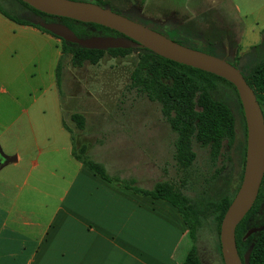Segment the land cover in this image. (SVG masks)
Returning a JSON list of instances; mask_svg holds the SVG:
<instances>
[{"label":"crops","instance_id":"0c3cea01","mask_svg":"<svg viewBox=\"0 0 264 264\" xmlns=\"http://www.w3.org/2000/svg\"><path fill=\"white\" fill-rule=\"evenodd\" d=\"M59 55V37L0 12V150L13 156L0 163V264H180L189 249L180 243L190 235L176 207L108 181L71 155L72 143L83 141L107 173L150 188L160 180L155 145L143 146L139 128L89 141L85 122L71 139L61 113L49 132L32 120L57 88ZM114 148L120 157L107 155Z\"/></svg>","mask_w":264,"mask_h":264},{"label":"rangeland","instance_id":"374dc122","mask_svg":"<svg viewBox=\"0 0 264 264\" xmlns=\"http://www.w3.org/2000/svg\"><path fill=\"white\" fill-rule=\"evenodd\" d=\"M4 7L18 4V0H1ZM114 11L139 21L152 29L177 38L182 44L200 48L201 41H210L228 60L236 64V57L250 45L264 42V0H109L103 3ZM203 9V10H202ZM154 19V20H153ZM181 26V31L171 27ZM166 27V28H164ZM137 60V52L131 49L125 55H110L104 52L96 63L84 60L80 65L71 63L70 55L62 56L59 86L53 92L47 91L39 100L42 114L35 119L36 125L48 132L53 131L61 113L63 120L72 128L69 118L71 111L82 112L88 140L117 132L120 128L140 129V142H152V159L157 164V174L153 178L178 182L185 178L182 190L190 197L205 195L223 185L221 176L232 178L236 171V136L231 146L223 140L220 152L211 160L206 146L192 140L195 155L189 169L183 170L174 160L173 140L175 133L163 118L159 103L149 100L144 93L129 85V74ZM227 101L236 118L238 112L233 93L225 90ZM76 133V129L73 128ZM110 135V134H108ZM145 147V146H144ZM124 150V149H122ZM129 151V150H128ZM125 151V152H128ZM107 155L120 157L121 149H107ZM185 171L187 175L184 176ZM216 175V176H215ZM227 178V180H228ZM233 179V178H232ZM66 180L60 183L62 191ZM48 181L46 187L48 189ZM143 186L144 183H138ZM54 196L51 197V201ZM260 209V211H259ZM264 202L256 214L263 215ZM156 224L165 221L157 214ZM196 246L202 264H222L217 248V233L214 221L209 215L195 231V241L185 236L179 248L185 250Z\"/></svg>","mask_w":264,"mask_h":264},{"label":"trees","instance_id":"16d2710c","mask_svg":"<svg viewBox=\"0 0 264 264\" xmlns=\"http://www.w3.org/2000/svg\"><path fill=\"white\" fill-rule=\"evenodd\" d=\"M18 1V4L4 7L0 0V12L15 22L31 24L51 34L53 33L38 24V18L46 21H60L71 28L78 36L120 34L116 30L99 23L48 14L22 0ZM92 1L100 5L109 3V0ZM171 28L181 31L182 27L175 25ZM262 31H264V27ZM169 37L180 42L175 37ZM59 39L60 55L55 66L57 86H59V74L64 54L70 55L73 65H80L84 60L96 63L104 52L110 55H125L131 49L136 50L137 60L129 74V85L144 93L149 100L159 103L163 118L175 133L173 140L174 160L183 170L189 169L192 165L195 155L191 147L192 140L197 141L201 146H206L210 159L214 160L220 152L223 140L226 145H232L237 130H242L243 138H245V122L240 100L234 85L225 78L210 71L166 58L142 46L94 48L80 46L75 42L65 41L61 37ZM197 40L201 45L199 49L219 56L225 55L214 47L212 42ZM235 60L244 79L255 94L264 120V42L259 41L250 45ZM227 88L234 95L238 112L237 118L227 101L225 92ZM69 118L73 121L72 128L66 125L64 121L63 125L70 132L71 139H73L75 133L73 128L82 129L85 120L83 113L78 111H71ZM86 148L87 143L76 140L72 143L71 155L108 181L129 187L135 192L148 194L170 202L176 207L187 225L192 241H195L196 229L211 215L217 233V248L222 261L218 239L219 223L239 184L241 171H239L238 177L232 176L233 179L228 178V176H221L223 185L205 195L190 197L182 190L186 182L184 177L180 178L178 182L165 179L157 180L150 188H143L136 185L132 178H121L118 175L107 173L100 162L89 157ZM186 175L187 171H185L184 176ZM263 179L264 171L252 205L234 228L235 245L240 256H242L247 246L252 244L248 257L249 264H264V228L256 230L245 237L243 236L249 226L264 224V215L256 214L263 190ZM180 264H202L194 243L189 247Z\"/></svg>","mask_w":264,"mask_h":264},{"label":"water","instance_id":"95a60500","mask_svg":"<svg viewBox=\"0 0 264 264\" xmlns=\"http://www.w3.org/2000/svg\"><path fill=\"white\" fill-rule=\"evenodd\" d=\"M22 1L48 14L99 23L120 33L78 36L60 21L37 19L39 25L65 41L94 48L146 47L166 58L217 74L234 85L245 122L244 162L239 184L221 216L218 239L223 264H249L248 257L252 244H249L240 256L235 245L234 228L252 205L264 171V120L255 94L239 67L223 56L182 44L160 31L92 0ZM10 159H13V156L5 155L0 150V163ZM262 228L264 224L251 225L243 236Z\"/></svg>","mask_w":264,"mask_h":264},{"label":"flooded vegetation","instance_id":"af4514ba","mask_svg":"<svg viewBox=\"0 0 264 264\" xmlns=\"http://www.w3.org/2000/svg\"><path fill=\"white\" fill-rule=\"evenodd\" d=\"M236 135L237 136H236V147H235L236 155L235 156H236V165H237V167H236V171H235V176L234 177H238L239 171L242 172L243 162H244V151H245V138H243L242 130H240V131L237 130L236 131ZM242 156H243V160H242ZM262 202H264V179H263V190H262V193H261V199H260L259 205L257 207V210H258L259 206L262 204ZM259 211H260V209H259ZM262 214L264 215V210L262 211Z\"/></svg>","mask_w":264,"mask_h":264}]
</instances>
